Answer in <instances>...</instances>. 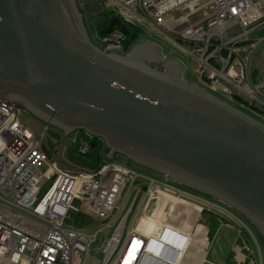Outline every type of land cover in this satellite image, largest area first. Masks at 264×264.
Wrapping results in <instances>:
<instances>
[{
	"label": "water",
	"instance_id": "95a60500",
	"mask_svg": "<svg viewBox=\"0 0 264 264\" xmlns=\"http://www.w3.org/2000/svg\"><path fill=\"white\" fill-rule=\"evenodd\" d=\"M117 26L127 36L122 54L89 40L74 0H0V100L72 136L66 158L87 171L119 155L264 236V124L189 74L141 64L135 54L146 41L119 19L96 37ZM81 140L94 146L89 160L75 155Z\"/></svg>",
	"mask_w": 264,
	"mask_h": 264
},
{
	"label": "built area",
	"instance_id": "2783aa9c",
	"mask_svg": "<svg viewBox=\"0 0 264 264\" xmlns=\"http://www.w3.org/2000/svg\"><path fill=\"white\" fill-rule=\"evenodd\" d=\"M106 8L122 25L148 33L162 57L173 56L165 55L159 42L182 53L197 78L193 84L264 119V37L253 36L264 27V0H107ZM98 39L103 50L119 53L127 36L117 26ZM22 113L16 103L0 100V264H85L97 236L107 230L111 235L92 251L101 254L102 264H146L160 242L156 230L137 228L142 220L175 229L165 230L182 250L165 246L170 260L161 264H182L192 233L165 223L172 201L192 209L196 226L209 213L217 223L228 219L246 229L226 206L121 162L101 160L92 171L79 165L75 173L64 170L68 146L57 154L61 163L51 161L45 147L50 127L31 128L23 124ZM93 148L81 141L75 155L89 160ZM132 190V203L118 219ZM156 207L161 208L158 219ZM80 213L96 226L74 228L70 217Z\"/></svg>",
	"mask_w": 264,
	"mask_h": 264
},
{
	"label": "rangeland",
	"instance_id": "374dc122",
	"mask_svg": "<svg viewBox=\"0 0 264 264\" xmlns=\"http://www.w3.org/2000/svg\"><path fill=\"white\" fill-rule=\"evenodd\" d=\"M74 2H75L76 9L78 10V13L81 15V21H82V24H83V26L85 28L87 37L89 38V40L96 47L101 48L100 46H98L99 43L97 44L98 40H97V42L93 41V37L95 38V36L97 35L98 26L103 23V20L106 17V14H107V8H106L107 0H74ZM253 36L254 37H264V27H262L261 29L256 31ZM139 38H142V40L145 41V40H150L151 36L148 33L143 32L142 34H140ZM159 43L162 46L165 55L169 54V56L176 57L177 59H181L184 62L185 68H186V72H187V74L190 75L189 81L191 83L192 82L197 83V78L193 74V71H192L191 62L182 53H180V52H178L176 50H173L169 44H167L165 42H159ZM263 47H264V44H263ZM101 49L103 50V48H101ZM262 71L264 72V68H263ZM216 97H219V99H221V100H223L225 102H228V101H226V99L224 97H221V96H216ZM231 105L233 107L239 109L240 111L244 112L245 114L249 115V113L242 106L234 104V103H231ZM21 118H22L23 124H25V125H27V126H29L31 128H35L36 130L39 129L41 124H42L41 121L33 118L32 116H30L28 113H25L24 111H23V113L21 115ZM256 120H258L259 122L264 124V119L256 118ZM51 135H53V136H51ZM50 137H53V138H50ZM71 140H72V136H64V134L62 132H60L58 130H54V128H51L49 130V133H48V136H47V139H46V143H45V147L47 148L50 160L51 161L53 160V161L61 163L60 158L62 159V157H61V155H57V154L64 147L68 146L67 148H69L70 145H71ZM107 152H108V149L104 148L103 152H102V156L105 157ZM123 160L124 159L121 156L116 155V156L113 157V160H111V161L123 162ZM66 163H67V165H65V166L61 163V165L64 168V170L69 171L71 173H75V172L79 171L78 165L75 164L74 162L71 163L70 161L66 160ZM132 168L135 169V167H132ZM42 171H44V168L42 169ZM137 171H139V170H137ZM139 172L144 173L141 170ZM157 178H163V177L159 176ZM48 184L49 183H46L43 186L42 192L46 189ZM133 197H134V190L129 191L127 196L125 197L123 203H122L121 210H120V215H119L118 219L126 214L129 206L132 203ZM141 197H142V194L140 195V197L137 200L135 206L133 207V210L131 211V214H130V217H129V221H128V224H127L128 226L131 224L133 215L136 214L138 209H139V203H140ZM205 214L206 213H203V215L201 216V219L199 221V223H201L203 225L206 224V217H205L206 215ZM207 214H209V213H207ZM210 215H212L214 217V219H215V216L213 214H210ZM183 218L184 217H181L182 220H183ZM180 220L178 218H176L175 216H171L170 219L169 218L165 219V223L168 224V225H171V224H173V222L175 223L177 221L181 225V221ZM194 220L196 222V217H194ZM222 221H223V219H221V222ZM91 222H93V221H91ZM96 223H98V222H96ZM84 226L94 227V226H96V224H95V222H93L91 224L89 223V224H86ZM249 227H250L252 236H253V238L255 240V243H256V245L258 247V250H259V253H260V256L259 255L258 256H259V258H261V264H264V236L261 235L255 228H252L251 226H249ZM185 228L186 227L184 226V224L181 225V229H185ZM111 233H112V230H107L104 233V235L100 234V235L97 236L98 241H97V243L94 246H91V253H89L85 264H102V256H101V254H95L92 251H94L96 249V247H98V246H100L102 244V238L103 237H107V236L111 235ZM198 233H200V232H198ZM191 235H192V239L193 238L196 239L194 237V234H191ZM203 235H204V232H203ZM199 236L197 235L196 237H199ZM201 246L203 248H205L204 247V242L202 243ZM221 246H222L221 247L222 249L218 246L217 243H214V245L212 247H210L206 251L207 252L206 262L204 264H215V262H219L220 260H222L223 255L227 253L228 245H225V246L221 245ZM198 251L199 250H197V246H195V244L192 241L191 245L189 247V251L186 253V256L184 258L183 264H186V262H189V261L192 264L194 262H196V258H197L196 256H197ZM232 254H234V252H232ZM215 255H216V257H214ZM259 260H256L257 261L256 264H260Z\"/></svg>",
	"mask_w": 264,
	"mask_h": 264
},
{
	"label": "crops",
	"instance_id": "0c3cea01",
	"mask_svg": "<svg viewBox=\"0 0 264 264\" xmlns=\"http://www.w3.org/2000/svg\"><path fill=\"white\" fill-rule=\"evenodd\" d=\"M140 50H142L141 52L142 58L146 60H151L153 57H155L156 59H158L157 60L158 65H160L161 69L164 72L168 73L169 75L178 77L177 74H174L176 72H174V70L172 69L173 67L180 68L182 70V75H184L183 68L179 63V61L177 60V58L175 57L163 58L160 50L150 41H146V43H141L138 46L136 53ZM180 69L179 71L181 73ZM232 214L237 217H240L235 212H232ZM171 216H175L179 220L181 219V217H184L183 220L181 219L180 221H181V225L184 224L186 228L181 229V225L177 221L175 223L173 222V224H171L172 226L180 230H183L185 232H191L192 234H194V237L196 239L193 238L194 240L192 239V241L195 244V246H197V250L200 251V253L199 251L197 253L196 262H194L195 264H204L206 262V255H207L206 251L210 247H212L214 243H217L220 248L222 247L221 245L224 246L228 245L227 253L223 255L222 260H220L219 262H215V264H256L257 263L256 260L259 259L261 264V258H259L260 253L249 227L251 225L248 224V222L244 221V219H242L241 217H240L241 221L246 226V229L241 228L237 223L231 222L228 219H223L221 223H217L216 221L217 217L216 215H214L217 225L214 228L213 236L210 239H208L207 225L202 224L196 226V222L194 220V212L189 207L174 206L173 210L170 212L169 219ZM198 234L200 235V237H196ZM202 242H204L205 248L201 246ZM232 252H234V254H232ZM214 257H216V255ZM184 258L182 264L184 262ZM186 264H192V263L189 261L186 262Z\"/></svg>",
	"mask_w": 264,
	"mask_h": 264
},
{
	"label": "bare ground",
	"instance_id": "6f19581e",
	"mask_svg": "<svg viewBox=\"0 0 264 264\" xmlns=\"http://www.w3.org/2000/svg\"><path fill=\"white\" fill-rule=\"evenodd\" d=\"M119 53L122 54L121 52H119ZM42 125H46V124H43L42 123L41 126ZM175 205H176V203L174 201H172L169 204V206H170V208H169L170 212L173 210V207ZM157 207H161L160 206V203H158ZM160 214H161V208H157L154 211V214H153L154 219H158L159 216H160ZM137 228H140L142 230H152V231H155L156 230L158 232V236L155 239L158 242H160V243L157 244L158 245L157 248H154V249H151L150 250V252H151L150 255L156 257V259L155 258L150 259L146 264H161L164 261L165 262L166 261H169L170 259L164 253V247L165 246H168V248H171V250H172V247L171 246H174L175 247L174 250H176V249L182 250L181 249V244H179V245L175 244V238H171V236H170L172 234L171 231L165 230L166 228H170L172 230H175L174 228H172L170 226H167V225L166 226H163V227L161 226V229H160V227L158 226V224L156 222L150 224V222L145 221V220H142V221L139 222ZM198 236H199V234H198ZM188 251H189V249H188ZM199 253H200V251H199ZM180 254L182 255V253H180Z\"/></svg>",
	"mask_w": 264,
	"mask_h": 264
},
{
	"label": "trees",
	"instance_id": "16d2710c",
	"mask_svg": "<svg viewBox=\"0 0 264 264\" xmlns=\"http://www.w3.org/2000/svg\"><path fill=\"white\" fill-rule=\"evenodd\" d=\"M107 18H112V15H111V13H109L108 11H107V14H106V17L104 18V20H107ZM103 20V21H104ZM134 32H136V33H138V34H140L139 33V31L137 30V29H132ZM24 110V109H23ZM51 129V128H50ZM55 130V129H54ZM53 133V132H52ZM54 134V133H53ZM51 136H53V135H51ZM50 138H53V137H50ZM124 159V158H123ZM101 160H104V159H101ZM121 163H124V164H126V165H128V166H130V167H135V169L136 170H141V171H143L144 173H147L148 175H151V176H155V177H157L158 175L157 174H155V173H153L152 171H149V170H147V169H144V168H142V167H140V166H137V165H135V164H133V163H131V162H129V161H127V160H123V162H121ZM76 164V163H75ZM78 165V164H77ZM154 174V175H153ZM184 188V187H183ZM197 193V192H196ZM198 194V193H197ZM206 216V225H207V228H208V239H210L212 236H213V233H214V228L216 227V221H215V219H214V217L212 216V215H210V214H205ZM70 224H72L73 225V227L74 228H82L84 225H86V224H91V223H93V222H91V219L88 217V215H86V214H84V213H80V214H72L71 215V217H70ZM252 228H254V227H252Z\"/></svg>",
	"mask_w": 264,
	"mask_h": 264
},
{
	"label": "flooded vegetation",
	"instance_id": "af4514ba",
	"mask_svg": "<svg viewBox=\"0 0 264 264\" xmlns=\"http://www.w3.org/2000/svg\"><path fill=\"white\" fill-rule=\"evenodd\" d=\"M109 18H107V20H104L103 21V23L101 24V25H99L98 26V32L100 31V30H102V29H105L106 27H107V25H108V22H109ZM97 40H99L98 39V37H96L95 36V38L93 37V41L94 42H97ZM97 44H98V42H97ZM99 46V45H98ZM142 46V45H141ZM141 52H142V50H140V51H138L136 54H135V59L137 60V61H139L141 64H143V65H148V66H150V67H152V68H156V69H159V70H161V71H163L162 69H161V67H160V65H158V62H157V60L158 59H156L155 57H153L151 60H146V59H144V58H142V54H141ZM120 54V53H119ZM173 70H174V72H176V73H174V74H177V76L178 77H182L183 79H186L187 80V77L186 76H184V75H182V70L180 69V68H176V67H173L172 68ZM179 69L181 70V73H180V71H179ZM170 73V72H169ZM171 74V73H170ZM25 113H27L25 110H23ZM81 142V141H80ZM150 171V170H149ZM154 173V172H153ZM147 174V173H146ZM156 174V173H155ZM148 175V174H147ZM154 175V174H153ZM158 175V174H157ZM160 176V175H159ZM159 176H157V177H159ZM183 188V187H182ZM184 189H186V188H184ZM187 190V189H186ZM188 191H191V190H188ZM192 193H196V192H194V191H191Z\"/></svg>",
	"mask_w": 264,
	"mask_h": 264
},
{
	"label": "clouds",
	"instance_id": "9594fccd",
	"mask_svg": "<svg viewBox=\"0 0 264 264\" xmlns=\"http://www.w3.org/2000/svg\"><path fill=\"white\" fill-rule=\"evenodd\" d=\"M142 40V39H141ZM143 41V40H142ZM145 41H148V40H145ZM162 55V54H161ZM164 58V57H163ZM165 58H168V57H165ZM180 62V61H179ZM180 64H181V62H180ZM183 68V67H182ZM183 72H184V76H186L187 77V72L183 69ZM190 79V78H189ZM189 79H188V81H189ZM190 82V81H189ZM191 83V82H190ZM192 84H193V82H192ZM195 85V84H194ZM197 86V85H196ZM198 87H200V86H198ZM201 88V87H200ZM203 89V88H202ZM205 90V89H204ZM208 92V91H207ZM210 93V92H209ZM210 94H212V93H210ZM212 95H214V94H212ZM214 96H216V95H214ZM219 98V97H218ZM226 101H228L227 103H229L230 105H231V102H229V100H227L226 99ZM251 117V116H250ZM81 141H83V140H81ZM81 143V142H80ZM104 160H106V159H104ZM101 161V160H100ZM108 161H111V160H108ZM80 166V165H79ZM82 167V166H81ZM243 219V218H242Z\"/></svg>",
	"mask_w": 264,
	"mask_h": 264
}]
</instances>
